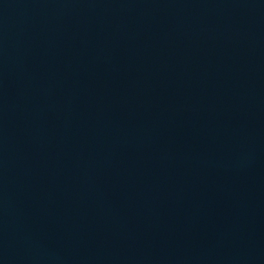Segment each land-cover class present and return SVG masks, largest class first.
<instances>
[{
	"label": "water",
	"instance_id": "95a60500",
	"mask_svg": "<svg viewBox=\"0 0 264 264\" xmlns=\"http://www.w3.org/2000/svg\"><path fill=\"white\" fill-rule=\"evenodd\" d=\"M0 264H264V0H0Z\"/></svg>",
	"mask_w": 264,
	"mask_h": 264
}]
</instances>
